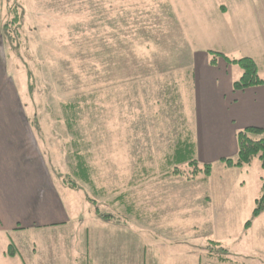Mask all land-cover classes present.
Instances as JSON below:
<instances>
[{
  "label": "rangeland",
  "instance_id": "rangeland-1",
  "mask_svg": "<svg viewBox=\"0 0 264 264\" xmlns=\"http://www.w3.org/2000/svg\"><path fill=\"white\" fill-rule=\"evenodd\" d=\"M260 3L0 0V29H7L0 34L3 80L12 87L30 143L77 221L75 231L68 226L0 235V264H72L74 256L84 261L69 238L82 246L86 229L100 228L95 218L103 217L137 229L152 225L157 234L174 230L205 258L217 262L224 254L228 262L221 264H264L254 249L259 232L243 227L261 193L259 160L253 159L241 186L232 174L219 178L224 168L218 159L210 161L207 178L174 174L186 168L184 157L204 163L190 128L193 81L206 57L242 58L244 45L253 43L248 37L258 35ZM220 5L226 6L223 17ZM263 60L258 58L262 78ZM227 66L237 81L241 68ZM213 138V147H229L230 141ZM83 166L85 176L77 174ZM206 192L213 199L208 213ZM193 226L198 236L189 231Z\"/></svg>",
  "mask_w": 264,
  "mask_h": 264
},
{
  "label": "crops",
  "instance_id": "crops-1",
  "mask_svg": "<svg viewBox=\"0 0 264 264\" xmlns=\"http://www.w3.org/2000/svg\"><path fill=\"white\" fill-rule=\"evenodd\" d=\"M242 4L248 3L231 2L234 7ZM260 4L262 20L260 28H256L258 35L248 37L253 43H249V46L244 45L247 49L240 48L242 58L253 59L257 67L258 58L264 59V0H261ZM218 10L221 12L219 16L223 17L226 6L220 5ZM210 61L206 57L201 73L192 83V87L196 86L197 92L194 93V102L190 110V118L193 121L191 122L193 128L192 126L190 128L195 137V154L198 161H203V164H210L212 159L220 161L235 157L236 133L240 130L257 128L263 131L264 136V85L234 92L232 83L235 81L229 76V66L221 59L215 60L214 65L210 64ZM1 65L2 63H0V235L68 226L75 231L77 221L72 222L74 213L72 212L70 217L39 150L30 143L28 125L17 107L10 83L3 80ZM213 135L220 136L224 143L230 141L229 147H213L211 139L216 141ZM248 167L224 168L219 172V178L223 179L226 174H232V177L241 181L239 183L241 186L244 183L242 177L248 174ZM210 181L211 175L204 185L205 189L210 186ZM205 194L210 200L208 208L204 210L208 213L212 209L213 199L211 193ZM253 209L250 205L245 219L251 218ZM90 220L93 222V219ZM247 220H244L243 227ZM110 222H112L110 219L95 218V223L100 228L86 229L85 235H82V246L77 245V238L75 241L69 238V247H73L74 251L77 248L82 249L84 252L82 256H85L84 261L74 256L72 264H221L205 258L193 248H188L181 240L180 234H177L169 224H165L163 228H170L168 230L173 231L161 230L160 233L163 234L161 236L154 231L152 225L142 228L140 224L137 229L119 222ZM189 231H192L194 236L197 235L195 226ZM255 231L259 233L255 236L258 247L254 249L264 255V211L254 218L250 227L245 230L248 233Z\"/></svg>",
  "mask_w": 264,
  "mask_h": 264
},
{
  "label": "trees",
  "instance_id": "trees-1",
  "mask_svg": "<svg viewBox=\"0 0 264 264\" xmlns=\"http://www.w3.org/2000/svg\"><path fill=\"white\" fill-rule=\"evenodd\" d=\"M15 10L12 11L13 14ZM5 28L6 25H4L3 28H1L2 33L4 32V34L5 31L7 30ZM217 57L222 58L227 64L238 65L242 70V74L240 78L232 83V90L234 92L241 91L250 87L264 85V79L260 77L259 69L253 59L244 57L238 60H229L227 57L219 53L217 54ZM210 64L214 65L215 60L214 59L211 60ZM71 108L72 107H69V109ZM236 143H237V151L235 157L221 159L219 161L221 166L226 169L244 168V167H248L253 161V159L257 158L264 172L263 131L257 128H246L240 130L236 133ZM182 160L183 161L181 163H184L186 165V168L176 169V171H174V174L176 175L185 176L188 179H194V177H196L197 174L202 173L207 178L212 170L211 164H198L195 160L191 159V157L189 156L184 157V159ZM85 173H86V168L84 166L77 171V174L79 175L85 176ZM261 182H262L261 193L259 198L255 200L254 209L252 211L251 218L245 223V227H244L245 230H247L250 227L252 220L264 211V174L261 178ZM103 219H107V217H103ZM211 244L214 247L217 248L219 247V243L211 242ZM12 249H13V245H10L8 254L11 256L14 255L13 253H11V251H13ZM216 259L218 260V261L216 260L218 263L228 262V259L225 257L224 254L217 256Z\"/></svg>",
  "mask_w": 264,
  "mask_h": 264
}]
</instances>
